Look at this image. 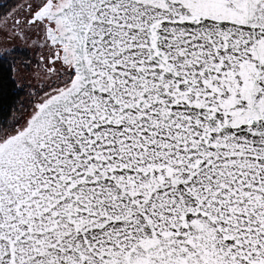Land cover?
I'll return each mask as SVG.
<instances>
[{
  "label": "snow or ice",
  "instance_id": "6c2138e0",
  "mask_svg": "<svg viewBox=\"0 0 264 264\" xmlns=\"http://www.w3.org/2000/svg\"><path fill=\"white\" fill-rule=\"evenodd\" d=\"M16 41L0 264H264V0H27Z\"/></svg>",
  "mask_w": 264,
  "mask_h": 264
},
{
  "label": "rangeland",
  "instance_id": "374dc122",
  "mask_svg": "<svg viewBox=\"0 0 264 264\" xmlns=\"http://www.w3.org/2000/svg\"><path fill=\"white\" fill-rule=\"evenodd\" d=\"M27 0H20L18 1L14 6H12L8 12L13 11L15 9H18L21 4H26ZM7 12V13H8ZM18 15L23 16L24 12H19ZM4 17V16H3ZM3 17L0 19L2 21ZM16 46L22 50H24V53H26V56L28 59L33 61V63H29L28 68H23V66L20 64L21 60H25L26 56L25 54L21 53L17 55L16 63H12V57H9L8 59L11 62V68H12V76L13 79L16 82L17 89L22 91L24 93V96L21 98L19 104H18V110L17 112L11 117L9 122L14 117L19 116L20 112L23 110L21 105L22 103L27 102V93L31 91V88L25 87L23 90H21L22 83L23 84H31L36 87L40 86V80L43 79V77H40L39 79L37 78L39 75V69L37 67L39 61H40V53L37 50H33L32 48V42L28 41L27 43L22 42V41H16ZM21 76H23L25 79L22 81Z\"/></svg>",
  "mask_w": 264,
  "mask_h": 264
},
{
  "label": "trees",
  "instance_id": "16d2710c",
  "mask_svg": "<svg viewBox=\"0 0 264 264\" xmlns=\"http://www.w3.org/2000/svg\"><path fill=\"white\" fill-rule=\"evenodd\" d=\"M20 0H0V19ZM24 93L17 89L12 76L11 62L0 60V122H9L17 112Z\"/></svg>",
  "mask_w": 264,
  "mask_h": 264
}]
</instances>
